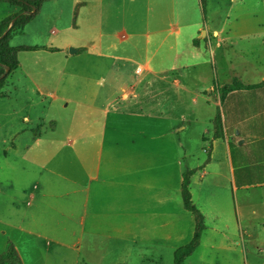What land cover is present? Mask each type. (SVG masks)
<instances>
[{
  "label": "crops",
  "instance_id": "0c3cea01",
  "mask_svg": "<svg viewBox=\"0 0 264 264\" xmlns=\"http://www.w3.org/2000/svg\"><path fill=\"white\" fill-rule=\"evenodd\" d=\"M9 7L5 18L19 11ZM230 33L208 27L199 0L44 3L9 41L36 48L18 52L11 74L20 72L23 91L35 100L11 113L29 123L31 110L45 105L21 156L32 177L17 189L35 208L21 214L22 225L84 232L86 255L112 249L118 264L130 256L161 263L194 234L181 199L189 170L206 229L183 264L200 263L194 258L203 252L230 258L231 247L245 255L255 238L256 191L264 188V74L240 79L230 62L221 69L228 82L215 81V51ZM235 80L262 85L221 97L219 89ZM10 82L0 100L15 99ZM217 114L221 138L213 137ZM259 197L263 204L264 193ZM260 214L264 229V207Z\"/></svg>",
  "mask_w": 264,
  "mask_h": 264
},
{
  "label": "rangeland",
  "instance_id": "374dc122",
  "mask_svg": "<svg viewBox=\"0 0 264 264\" xmlns=\"http://www.w3.org/2000/svg\"><path fill=\"white\" fill-rule=\"evenodd\" d=\"M228 3V0L208 2L205 13L202 14L206 17L210 29L225 27L226 31L231 32L224 49L215 51L217 70L215 81L219 85L228 82L223 78L221 69L224 66L228 67L230 62L238 78H248L253 74L250 81L260 80V76L264 74V0H237L234 4ZM11 9L8 5L0 3V20L5 18ZM226 13L230 17L229 20L226 19ZM7 81H12L13 83H10L18 87V92L14 94L11 90L15 99L9 102L6 99L0 100V250L11 241L16 246L23 264H116L115 260L118 257L109 253L112 249H105V252L108 251L105 255L102 254L104 251L98 255H86L84 232H45L38 229L39 227L28 230L26 225H22L21 214L33 212L35 208L26 205L28 197H21V190L17 189L27 177L31 184L32 177L25 171L27 164L21 156L24 146L31 143L32 136L37 134L36 126L40 124L37 118L43 113L45 105L40 104L31 110L29 123L23 121L11 111L19 110L24 100H35V97L23 91V82L26 80L22 78L20 72L10 75ZM211 101L214 102V99ZM257 190L255 199L257 214L250 220L255 238L250 247L247 246L246 254H238L236 251L239 248L233 247L230 258L221 256L219 251L212 255L203 252L201 258H194L199 259L200 263L197 264H264V229L260 214L264 201L262 204L259 197L264 193V188ZM61 201L55 200V203L63 204ZM30 212L26 217L37 220V213ZM53 218L61 219L56 214ZM21 228L26 229L23 231ZM55 243L67 247H58ZM49 244L50 252L46 251ZM126 260L125 264H155L148 261L141 263L134 256ZM157 264H173V258H165Z\"/></svg>",
  "mask_w": 264,
  "mask_h": 264
},
{
  "label": "trees",
  "instance_id": "16d2710c",
  "mask_svg": "<svg viewBox=\"0 0 264 264\" xmlns=\"http://www.w3.org/2000/svg\"><path fill=\"white\" fill-rule=\"evenodd\" d=\"M50 0H0V3H5L11 7H16L19 11L0 21V77L8 68V73L0 80V97L4 94L3 87L6 79L13 74L19 67L17 54L20 51L35 50L34 47H10L9 41L15 32H21L22 28L29 23L40 11L42 5ZM202 14L205 13L206 3L208 0H199ZM204 16V15H203ZM13 22V23H12ZM196 44V42H194ZM57 51V49H49ZM259 85H243L235 80L230 85L223 86L219 89L220 96L236 91H248L260 87ZM214 138L223 136L222 121L219 114L213 121ZM194 171L185 170L182 175L181 183V199L183 208L190 212L194 217L195 228L192 239L188 244L174 251L173 264H183L198 248L202 233L206 229L204 217L200 211L194 206L190 193V178ZM0 264H23L16 247L9 242L5 249L0 253Z\"/></svg>",
  "mask_w": 264,
  "mask_h": 264
},
{
  "label": "water",
  "instance_id": "95a60500",
  "mask_svg": "<svg viewBox=\"0 0 264 264\" xmlns=\"http://www.w3.org/2000/svg\"><path fill=\"white\" fill-rule=\"evenodd\" d=\"M13 23V22H12ZM8 68L5 69V73L0 77V80L3 79L5 77V75L8 73Z\"/></svg>",
  "mask_w": 264,
  "mask_h": 264
}]
</instances>
